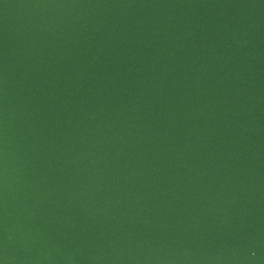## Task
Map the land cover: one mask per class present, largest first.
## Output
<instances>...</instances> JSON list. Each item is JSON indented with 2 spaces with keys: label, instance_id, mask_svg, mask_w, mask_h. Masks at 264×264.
<instances>
[{
  "label": "water",
  "instance_id": "water-1",
  "mask_svg": "<svg viewBox=\"0 0 264 264\" xmlns=\"http://www.w3.org/2000/svg\"><path fill=\"white\" fill-rule=\"evenodd\" d=\"M0 264H264V0H0Z\"/></svg>",
  "mask_w": 264,
  "mask_h": 264
}]
</instances>
